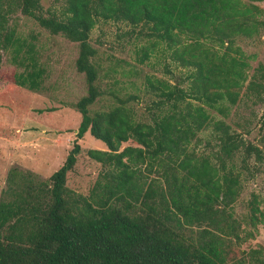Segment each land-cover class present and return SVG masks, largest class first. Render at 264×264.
I'll return each mask as SVG.
<instances>
[{"label": "trees", "instance_id": "obj_1", "mask_svg": "<svg viewBox=\"0 0 264 264\" xmlns=\"http://www.w3.org/2000/svg\"><path fill=\"white\" fill-rule=\"evenodd\" d=\"M261 13L245 0H0V75L9 51L25 68L16 82L42 85L36 44L17 27L23 15L78 44L76 69L87 82L64 164L48 178L20 165L7 174L0 264H264V245L246 246L264 225V199L253 193L243 215L235 208L245 181L264 169V64L249 74L239 45L260 31ZM101 23L139 43L141 62L171 50L175 69L166 64L165 76L144 78L145 106L102 83L91 39ZM105 96L115 104L93 110ZM255 106H263V132L252 140L238 121L250 126L242 110L253 115ZM88 132L107 149L88 150L102 171L83 194L68 174Z\"/></svg>", "mask_w": 264, "mask_h": 264}, {"label": "rangeland", "instance_id": "obj_2", "mask_svg": "<svg viewBox=\"0 0 264 264\" xmlns=\"http://www.w3.org/2000/svg\"><path fill=\"white\" fill-rule=\"evenodd\" d=\"M245 1H254L262 9L259 18L263 24L260 31L239 42L250 61L249 74H253L260 64H264V0ZM45 3L58 7L61 0H45ZM16 21L20 34L35 42L37 57L45 74L37 90L19 85L16 74L25 68L12 61L11 52L5 53L0 75V192L14 165L31 169L48 178L64 164L74 147L81 122V114L74 103L87 93L85 75L76 69L78 44L62 35H51L27 16L19 15ZM119 31L116 24L101 23L91 35L92 42L100 46L98 61L102 66V83L109 90L138 95L139 101L135 100L133 104L139 108L140 104L145 106L150 100L144 92L145 76H165V65L170 64L175 69L176 64L171 57V50L163 46L145 62H141L139 43L126 41ZM188 84L189 81L184 82L187 88ZM114 102L111 96H105L93 106V110L107 109ZM254 109L253 115L251 107L242 110L250 118V126L241 117L238 121L244 125L245 132L251 131L247 136L252 140L263 132L260 121L263 106H255ZM213 114L217 118L221 117L218 112ZM79 142L82 151L75 169L68 174V184L77 192L89 194L102 171V163L91 158L88 150L107 147L90 132ZM128 144L124 143L122 148ZM253 193L264 199V169L254 179L245 181L235 206L238 214L248 212ZM258 245H264V225H260L256 236L246 243L247 247Z\"/></svg>", "mask_w": 264, "mask_h": 264}]
</instances>
